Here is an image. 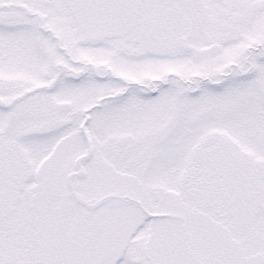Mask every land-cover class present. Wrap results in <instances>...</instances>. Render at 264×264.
I'll return each mask as SVG.
<instances>
[{
    "label": "snow or ice",
    "instance_id": "snow-or-ice-1",
    "mask_svg": "<svg viewBox=\"0 0 264 264\" xmlns=\"http://www.w3.org/2000/svg\"><path fill=\"white\" fill-rule=\"evenodd\" d=\"M0 264H264V0H0Z\"/></svg>",
    "mask_w": 264,
    "mask_h": 264
}]
</instances>
